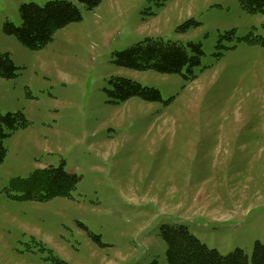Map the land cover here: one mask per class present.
I'll return each instance as SVG.
<instances>
[{
    "label": "rangeland",
    "instance_id": "1",
    "mask_svg": "<svg viewBox=\"0 0 264 264\" xmlns=\"http://www.w3.org/2000/svg\"><path fill=\"white\" fill-rule=\"evenodd\" d=\"M0 0V264H168L164 224L183 223L208 248L264 244V11L238 0L76 2L81 18L39 49L4 29L23 3ZM184 44L198 59L162 73L115 63L146 38ZM156 88L160 100L117 101L110 78ZM78 176L67 196L20 198L11 186L36 168Z\"/></svg>",
    "mask_w": 264,
    "mask_h": 264
},
{
    "label": "trees",
    "instance_id": "2",
    "mask_svg": "<svg viewBox=\"0 0 264 264\" xmlns=\"http://www.w3.org/2000/svg\"><path fill=\"white\" fill-rule=\"evenodd\" d=\"M76 2L84 3L89 8L97 5L98 0H50L44 4L23 3L19 7L21 24L11 22L4 24L8 34H13L26 47L39 49L53 39L55 31L81 18ZM241 7L250 13L263 12L264 0H238ZM264 45V39L256 38ZM117 65L135 70L153 69L162 73H180L185 66L190 67L198 62L190 56L184 44L178 41L146 37L135 44L115 52ZM17 67L8 53L0 52V77L12 78ZM110 93L117 101H125L131 96H138L147 101L161 99L156 88L124 78H110ZM27 122L21 111L7 112L0 115V164L6 155L3 138L7 135L4 127L14 130ZM78 176L59 166H46L34 169L25 178L16 177L11 186L22 192L20 198L46 200L57 196H67L76 186ZM160 234L166 243L168 264H249L248 256L241 248L221 255L216 249L208 248L191 234L183 223L164 224ZM153 261L150 264H155ZM252 264H264V244L256 242L252 254Z\"/></svg>",
    "mask_w": 264,
    "mask_h": 264
}]
</instances>
